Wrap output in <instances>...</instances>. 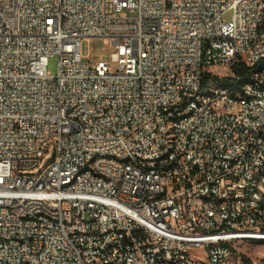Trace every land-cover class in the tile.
Instances as JSON below:
<instances>
[{
  "label": "built area",
  "instance_id": "built-area-1",
  "mask_svg": "<svg viewBox=\"0 0 264 264\" xmlns=\"http://www.w3.org/2000/svg\"><path fill=\"white\" fill-rule=\"evenodd\" d=\"M92 39L108 62L84 60ZM262 59L264 0H0V264H222L264 235L236 201L264 194ZM237 62L260 106L196 99Z\"/></svg>",
  "mask_w": 264,
  "mask_h": 264
},
{
  "label": "bare ground",
  "instance_id": "bare-ground-1",
  "mask_svg": "<svg viewBox=\"0 0 264 264\" xmlns=\"http://www.w3.org/2000/svg\"><path fill=\"white\" fill-rule=\"evenodd\" d=\"M231 78L236 80L235 82L241 81L242 78L245 79L243 83L251 82V75H243V77L239 75ZM243 83L241 85H243ZM234 85L235 84L232 86L234 87L232 90H234V93H238V100H249L252 101V106H260L259 92H252L250 89H242L241 85ZM223 93H231L229 86L216 85V83L212 82V86H206L196 90V99H206V97H212ZM185 109L186 101L178 100L177 111H185ZM233 119L236 122H245V113L241 112V110H233ZM165 133H173V125H165ZM260 146H264V137L260 139ZM94 158H103V151H94ZM107 162H116V153L107 154ZM149 162H157V155H149ZM62 186H71V179H62ZM211 196L212 188H205L201 194H198V201H209ZM236 201H251L253 202V209L255 212L264 211V194H259L257 191L236 194ZM200 214H207V202H200ZM246 219L247 212L238 211V220H232V230H240L239 220ZM250 225H257V218H250ZM256 240L264 241V235H257Z\"/></svg>",
  "mask_w": 264,
  "mask_h": 264
},
{
  "label": "rangeland",
  "instance_id": "rangeland-1",
  "mask_svg": "<svg viewBox=\"0 0 264 264\" xmlns=\"http://www.w3.org/2000/svg\"><path fill=\"white\" fill-rule=\"evenodd\" d=\"M230 13H226L223 17L228 18ZM113 51L110 44H105L101 40L92 39L84 41L81 44V54L84 60L91 64L99 60L101 57L104 61H109V53ZM57 60L50 57L46 69L51 74L56 72ZM111 70H115V64L110 66ZM217 85V84H216ZM197 253H200L197 251ZM222 264H264V241L259 240H237L232 244L231 254Z\"/></svg>",
  "mask_w": 264,
  "mask_h": 264
},
{
  "label": "trees",
  "instance_id": "trees-1",
  "mask_svg": "<svg viewBox=\"0 0 264 264\" xmlns=\"http://www.w3.org/2000/svg\"><path fill=\"white\" fill-rule=\"evenodd\" d=\"M264 66V59H262L261 61H259V63L253 68V69H259L261 67ZM232 70L235 72V74L237 76H241L243 77V75H245L246 73H248L250 71V68L246 67L243 63L241 62H237L234 64ZM243 79V80H242ZM241 81H237L235 82L236 80L234 79H230L229 77H217L215 75H212L210 73H205L204 76H203V81L205 83L209 82V81H212L218 85H226V86H229L230 90L232 91V89H234L233 84H235L234 86L236 85H241L243 82H245V79L242 78ZM235 82V83H234ZM240 83V84H239Z\"/></svg>",
  "mask_w": 264,
  "mask_h": 264
},
{
  "label": "water",
  "instance_id": "water-1",
  "mask_svg": "<svg viewBox=\"0 0 264 264\" xmlns=\"http://www.w3.org/2000/svg\"><path fill=\"white\" fill-rule=\"evenodd\" d=\"M51 159V156L49 155L47 158L44 159L43 164H45L46 162H48Z\"/></svg>",
  "mask_w": 264,
  "mask_h": 264
}]
</instances>
